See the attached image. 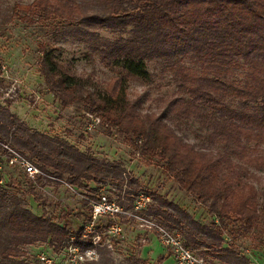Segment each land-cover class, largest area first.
Segmentation results:
<instances>
[{"label": "trees", "instance_id": "1", "mask_svg": "<svg viewBox=\"0 0 264 264\" xmlns=\"http://www.w3.org/2000/svg\"><path fill=\"white\" fill-rule=\"evenodd\" d=\"M14 8L21 20L64 21L92 36L100 25L120 30L116 38L92 46L115 71L102 87L87 86L94 83L91 76L69 74L52 50H43L48 89L62 104L82 100L108 132L115 130L139 154L158 160L177 189L206 205L220 225L214 219L203 223L180 203L139 185L125 176L120 161H100L63 138L31 130L13 113L3 118L0 112V140L45 173L66 175L76 189L96 192L111 184L120 196L125 185L128 199L146 193L151 201L145 214L178 232L185 245L216 248L226 264H248L234 247L223 245V230L248 233L264 225V185L257 189L249 180L255 176L251 168L264 169V0H32ZM153 56L172 71L177 92L158 97L157 109L143 111L145 93L130 96L126 81H152L146 59ZM185 58L191 63L179 61ZM183 123L192 127L193 139ZM5 183L0 185L1 264L16 262L34 242L60 249L75 236L81 248L93 246L79 240L84 224L73 230L46 210L33 212ZM27 190L45 200L34 180H28Z\"/></svg>", "mask_w": 264, "mask_h": 264}, {"label": "rangeland", "instance_id": "2", "mask_svg": "<svg viewBox=\"0 0 264 264\" xmlns=\"http://www.w3.org/2000/svg\"><path fill=\"white\" fill-rule=\"evenodd\" d=\"M31 1L0 0V112L1 115L4 114L2 117L6 118L7 113H13L17 120L23 121L31 130L63 138L75 144L80 150L90 152L100 161L118 160L123 165L125 176H132L139 185L180 203L203 223L210 224L214 219L220 225L219 219L213 216L206 205L195 201L185 191L177 189L175 181L169 177L158 160H148L139 154L115 130L108 132L100 117L86 109L82 100L62 104L48 89L41 71L40 60L43 50H52L62 68L69 74L82 78L91 76L94 83L89 85L87 82V86L102 87L115 71L102 64L99 51L93 50L92 46L100 45L103 39L116 38L121 33L120 30L100 25L97 28L98 32L92 36L77 24L70 25L59 20L29 22L19 19L14 13L15 4L24 5ZM127 34V31L123 32V35ZM171 58L177 60L176 56ZM179 61L183 64L191 63L188 58ZM165 64L162 57L147 58L146 66L153 72V80L143 82L129 77L126 81L130 96L145 93L141 105L143 111L157 109L160 104L158 97L177 92L176 84L172 80L173 73ZM235 75L241 76L237 72ZM182 128L191 139L194 138L192 127L183 123ZM24 155L29 158L27 154ZM251 171L255 176H251L249 180L257 189H261L264 185V169L251 168ZM0 172L7 181L5 183L7 189L19 195L33 212L39 214L46 210L56 221H67L73 230L84 224L79 240L92 242L96 249L95 254L97 253L93 259L83 261L71 259L73 251L70 246L75 245L76 241V237L73 236L67 245L60 249H55L46 242L28 244L24 247L25 254L17 257L16 262L9 264H48L39 258L41 253L54 264H176L172 250L161 243L157 231L149 226L148 222L132 215L140 213L151 221H156L145 214V208L140 212L133 209V198L128 199L123 195L128 186L124 185L121 195L118 196L114 192L115 186L111 184L100 185L96 192L79 190L72 184L70 187L67 185L69 182L66 175L59 178L60 180L55 179V176L41 175V181H37L38 177L30 178L25 173L22 174L23 170L15 164L4 163ZM28 180L35 181L36 191L45 200L27 190ZM91 186L94 184L91 183ZM102 194L115 205H119L122 211L98 215L91 226L92 218L87 219V212L91 210L92 215L91 201L99 200L98 196ZM86 219L87 222L84 223ZM113 223L120 226L119 233L113 234L108 231V227ZM96 226L99 228H95ZM223 234V245L234 247L248 264H264L263 224L248 233L239 231L229 233L223 230ZM78 247L81 248L79 245ZM191 249L202 257L206 264H226L217 254L216 248ZM238 264L245 263L239 261Z\"/></svg>", "mask_w": 264, "mask_h": 264}, {"label": "built area", "instance_id": "3", "mask_svg": "<svg viewBox=\"0 0 264 264\" xmlns=\"http://www.w3.org/2000/svg\"><path fill=\"white\" fill-rule=\"evenodd\" d=\"M3 156H5V158ZM4 163L18 165L23 170V172L30 178H36L41 175L53 177L52 175H49L44 171H42V169H40L31 160H29V158L26 157L24 154L15 150L6 142L0 140V171L3 169ZM54 178L60 180L59 178L56 177ZM3 182H4V178L0 172V185L3 184ZM67 185L72 187V185L69 183H67ZM150 201H151L150 195L140 192L133 199V209L140 212L143 208H145L147 203H149ZM91 204H92V215H91L92 222L90 223V225L92 224L91 226H93L94 218H96L98 215H101L106 212L114 214L122 211L119 205H115V203L113 201H110L104 194L100 195L99 200L91 201ZM139 214L140 213H133L132 215L137 218H140L141 220H144L145 222H148L149 226H152L157 231V236L161 241V243H163L164 246L172 250L176 264H206L202 257L197 255L190 247L185 245L183 238L178 232H174L168 229L167 227L159 224L158 222L156 221L153 222L148 217L146 216L144 217L141 214L140 215ZM84 230L87 231V228H85ZM108 231L113 234L119 233L120 226L117 225L116 223L115 224L113 223L108 227ZM70 249L73 251L71 253L72 254L71 259H73L74 261L93 259L96 258L97 256V253L95 254V250H96L95 246L79 248L78 245L73 244L70 246ZM39 258L41 260H45L48 264H54L51 261V259L45 256L44 253L39 254Z\"/></svg>", "mask_w": 264, "mask_h": 264}]
</instances>
